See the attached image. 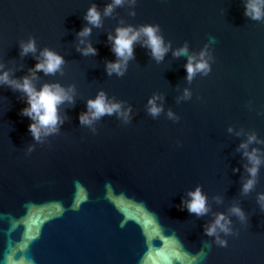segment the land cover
<instances>
[{
  "label": "water",
  "instance_id": "95a60500",
  "mask_svg": "<svg viewBox=\"0 0 264 264\" xmlns=\"http://www.w3.org/2000/svg\"><path fill=\"white\" fill-rule=\"evenodd\" d=\"M93 3L101 24L84 40L97 53L83 55L77 33ZM109 3L0 0L3 69L30 76L50 48L65 63L37 72L34 85L74 86L57 131L36 139L21 111L26 95L0 84V264H264V20L245 15L246 0H125L104 15ZM129 24L159 25L170 47L157 60L142 37L124 74L109 75L106 61L117 57L108 35ZM29 38L36 52L21 55ZM185 44L187 54H173ZM205 48L211 70L189 81L188 56ZM100 90L131 107L127 122L115 113L80 122ZM153 95L157 116L148 112ZM242 142L261 160L247 192ZM197 186L203 215L186 206ZM218 213L230 221L229 233H217L227 246L205 232Z\"/></svg>",
  "mask_w": 264,
  "mask_h": 264
},
{
  "label": "clouds",
  "instance_id": "9594fccd",
  "mask_svg": "<svg viewBox=\"0 0 264 264\" xmlns=\"http://www.w3.org/2000/svg\"><path fill=\"white\" fill-rule=\"evenodd\" d=\"M125 0H111V3L104 7V15H110L114 7L123 4ZM134 2V0H133ZM245 15L249 16L253 20H264V0H246L245 3ZM134 14V13H133ZM87 24L82 27L77 35L81 38V43H86V46L80 48L83 55H95L97 49L91 44V42H85L84 38L89 36L92 31L91 26H100L101 24V12L97 8L96 4H91L84 16ZM151 50V55L161 60L165 53L168 51L170 45L165 44L163 36L160 34L159 25L157 24H144L139 27L133 25H121L115 29V34L109 33L108 39L112 44V51L115 53L117 59L114 61H106L105 67L109 75L115 72L117 75H123L127 68V61L134 56V45L141 41ZM29 52H36V42L34 38H29L26 42L21 44V55H25ZM187 44L174 51V55L180 56L187 54ZM210 54L207 48L202 49L198 54L189 55L185 69L187 72V79L191 81L193 76L197 73L207 74L211 70L209 63ZM65 63L63 56L56 51L45 48L41 51L40 57L37 63L32 69H30L31 75H26L21 79H15L10 77L9 71L3 69V64H0V84H8L14 89L22 91L27 97V106L23 108L22 114L27 115L33 121L29 124V131L36 139L40 138L41 131L45 134L55 132L58 129V125L62 123V119L59 115L58 107L63 102L73 100L74 86L65 88L63 85L57 83H44L39 88L33 83V77L39 71H43L45 74H53L61 70V66ZM184 98L190 97L191 93L188 89L184 90ZM157 95H153L148 100V112L152 116H157L162 110V104H157ZM131 107L127 109L123 108L122 102L114 99H109L107 94L100 90L95 97L89 98L87 101V111L80 114V122L82 124H91L94 120L99 119L104 115H111L113 113L122 117L126 122L130 118ZM168 115L171 117L173 113L169 110ZM231 130V129H230ZM256 139L255 134H251L248 137V142ZM248 142H242L240 148L244 149V155L247 156L251 163V167L248 168L249 179L243 184L242 190L244 192L249 191L254 183L255 176L258 171V167L261 163L257 150H247ZM190 199L187 200L186 206L189 212L196 213L197 215H203L208 211L207 197L197 186L194 190L189 192ZM261 202H264V193H261L258 197ZM232 212L245 218L243 210L239 206H234ZM230 221L224 213H218L215 220L209 224L205 232L209 236H216L217 242L221 246H227V241L221 239L217 234L218 231L229 233L231 231L229 227Z\"/></svg>",
  "mask_w": 264,
  "mask_h": 264
}]
</instances>
